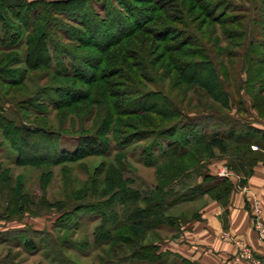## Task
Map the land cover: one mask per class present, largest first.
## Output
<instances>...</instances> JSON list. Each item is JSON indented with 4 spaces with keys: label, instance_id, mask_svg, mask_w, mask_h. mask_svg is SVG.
Instances as JSON below:
<instances>
[{
    "label": "trees",
    "instance_id": "16d2710c",
    "mask_svg": "<svg viewBox=\"0 0 264 264\" xmlns=\"http://www.w3.org/2000/svg\"><path fill=\"white\" fill-rule=\"evenodd\" d=\"M236 1L0 0V26L4 30L7 29L6 36L3 30L0 32L2 34L0 52L18 50L22 45L23 60L15 58L12 63L16 65L24 63L27 69L31 70L44 66L52 73L53 81L62 79L67 80L68 83L82 84L81 88L71 84H50L42 89L45 94L47 92L54 94L47 95L45 101L41 100L47 104L45 109L47 110L48 106L51 111L59 113V118H66L72 129L78 126V129L76 127L72 133L64 131L67 127L61 121L59 124L61 131H57L58 133L35 124L18 123L16 118L10 119L6 116V111L24 119L28 108L23 109V106L11 103L10 107L5 109L0 103V134L5 142L17 144L16 140H21V135L28 133L46 136L56 133L60 135L77 133L76 135L83 141L72 153L62 150L56 154L37 151L36 153L39 154L34 158H22L18 154L15 164L22 167L29 166L39 171L42 167L80 164L83 160L96 156L108 158L113 153L125 152L132 143L143 142L148 135L163 139L171 138L165 141L164 148L160 147L157 139L148 142L147 147L143 149V153L147 155L148 165L156 164L153 151L160 152L162 156L170 154L177 156L178 153H170V149L179 146V139L195 136L193 132L180 134L178 131L180 121L174 122L170 127L150 126L148 116L165 121L169 118L176 119L182 116L181 109H178L173 102H167L170 111L160 109L154 100L149 99L150 96H160L163 86L158 85L159 89L154 88L157 90L153 93L138 88L156 85L157 81L153 82L154 77L160 79L167 77L173 82V86L177 83L196 85L211 92L210 95H221L219 98H224L227 103L229 99L222 91V87L223 82L229 77L228 73L218 70L210 58L212 54L217 59L232 53L229 49L217 48L223 40L233 47L241 44L237 42L242 38L245 45L242 52L243 59L246 58L251 64L258 59L257 65H250L246 69L244 83L248 85L255 81L264 82V0H239L237 3ZM71 2L73 3L70 5ZM86 2L97 6L96 12L92 7L90 8L87 17L83 11ZM248 4L252 11L244 8ZM61 8L70 12L71 15L62 14L66 17L65 20L72 23L71 25L62 23L54 16L59 14L58 10H62ZM74 11H79L81 20L73 16ZM250 12V16L247 17ZM260 24L263 26L259 36L263 38L258 39L254 36L255 31L250 33V27ZM228 26H233V29H229ZM50 31L55 35H51ZM97 35L99 37L95 38ZM79 49L86 50V53H80ZM107 62L112 63L113 67L104 69ZM0 73L3 74L1 70ZM21 73L23 75L21 79L6 78L2 81L14 86L20 84L26 75ZM175 74L176 77L173 78ZM113 77L127 81L130 85L124 87L112 83L113 81L110 80ZM85 87L88 89H84ZM112 87L120 89L112 90L110 89ZM133 94L136 97L130 100L120 99L121 96ZM93 95L98 97L92 99ZM38 96L39 94L31 103L32 115L35 116L45 110L40 111L38 107H32L38 102ZM101 105L105 108L101 112V124L94 133H89V127L86 126L90 123L95 124L99 119L98 108ZM259 115L264 116L262 111H259ZM120 117L139 118L138 126L145 124L151 129L125 125ZM75 119L78 122H75ZM258 121L262 123L261 120ZM116 124L131 130L130 134L121 137L120 131L115 127ZM236 127L239 131H230L228 138L232 136L244 141L245 145H249L254 134L258 133L257 129L241 131L242 126ZM259 134L262 135L261 140H263L264 131ZM131 138L134 139L129 142ZM222 139V136H213L208 143L222 150L224 148ZM148 149L151 151L147 152ZM7 174L0 161V205L3 200L2 186L7 180ZM47 178L45 183H39L43 191L50 183V175ZM158 190L157 187L156 191ZM14 192L15 194L7 201L6 210L15 209L19 212L22 211L23 205L27 204L24 202L26 195L20 194V190ZM101 193L107 196V200L82 202L90 196ZM168 194L169 192L164 193V195ZM71 196H74L73 202L65 203L55 210L61 211L72 207L67 212L73 213L74 216L81 211L89 210L92 214L91 221L96 224L90 239L89 236L84 235V242L80 244L86 247H105L115 244L121 246L122 253L113 261L104 260V264H114V262L122 264L130 259L132 260L130 264L133 261L165 263L163 258L167 253L159 252V245L156 242L149 246H137L135 243L138 238L145 236V231L172 225L169 221L171 219H165L163 216L168 204L165 205L161 200L151 196L144 197L138 190L126 188L123 183H111L107 176L100 180L91 176L89 183L70 192L69 198ZM116 198L120 199L117 209L112 203ZM42 205L48 207V203ZM68 213L64 215L67 216ZM76 222L73 228L67 226L64 230L72 229L76 233L81 228V222L78 220ZM66 241L65 238H59V246L60 242ZM29 245L33 248L32 243ZM124 246L129 248L123 250Z\"/></svg>",
    "mask_w": 264,
    "mask_h": 264
},
{
    "label": "rangeland",
    "instance_id": "374dc122",
    "mask_svg": "<svg viewBox=\"0 0 264 264\" xmlns=\"http://www.w3.org/2000/svg\"><path fill=\"white\" fill-rule=\"evenodd\" d=\"M91 7L96 12L97 6L94 3L86 2L83 8L86 17L89 15ZM244 8H249V11H252L249 4ZM61 9L58 10L59 14L54 16L58 17L62 23L71 25L72 23L65 20L66 17L62 14L71 15L69 14L70 12L63 10V8ZM73 13L74 17L81 20V16L78 14L79 11H74ZM250 14L251 12L248 13L247 17ZM10 15L9 17H11ZM262 26V24L256 25V27L251 25L250 33L255 31L256 35L254 36H257L258 39L263 38L259 36ZM228 27L233 29V26ZM2 30L5 33L7 29L4 30L0 26V32ZM207 32L205 31V33ZM49 33L55 35L52 31ZM4 35L6 36V33ZM98 37L97 35L95 38ZM135 38L137 37L135 36ZM11 42L13 43V41ZM237 43L241 44L232 47L223 40L217 48L229 49L232 53L227 57L224 55L223 57H217V59L212 54L210 58L218 70L228 73L229 77L223 82L222 87V91L227 94L229 99L227 103L224 98H219L221 95H210L211 92L196 85L177 83L173 86V82L167 77L163 79L154 77L153 82L156 80V85L138 88L153 93V91L159 89L157 88L158 85L163 86L160 96H150L149 99L154 100V103H157V107L160 109L170 111L167 102H173L178 109H181L180 114L182 116L176 119L169 118L165 121L161 118L148 116L150 126L164 128L172 126L176 121H180L178 127L180 134L193 132L195 136L178 138L179 146L170 149V153L177 152V156H170L171 154L162 156L160 152L153 151V158L156 164L148 165L146 163L147 155L143 153V149L148 142L150 143V141L157 139L160 147L163 146L164 148L165 141L171 138L163 139L162 137L157 138L149 135L145 137V135H141L145 137L143 142L132 143L125 152L113 153L111 157L96 156L87 158L80 164H69L52 168L42 167L39 171L29 166L16 165V156L20 154L22 158H34L39 154V152L36 153L37 151L54 152L56 154V152L59 153L62 150L72 153L80 146V143H83L79 136L76 135L77 133L57 134V131H61L60 121L67 127L64 131L69 133H72L76 127L78 129V126L76 125L72 129L66 118H59V113L51 111L48 106L47 110L45 109L47 105L43 103L45 97L47 95L53 96L54 94L51 92L45 94L42 89L50 84H71L75 85L76 88H81L82 84L68 83L67 80L62 79L53 81L52 73L44 66L31 70L27 69L24 63L17 65L12 63L15 58L23 60L24 46L22 47V45L18 50L0 52V70L3 73H0V96H2L0 103L5 109H8L11 103L21 105L23 109L28 108V112L24 114V119L8 111H6L5 115L10 117V119L12 117L16 118L17 122L21 124H35L57 132L50 136L23 134L21 135V140H16L17 144L5 142L0 134V161L3 169L5 168L8 173L6 175L7 180L3 182L5 184L2 186L4 201L2 200L0 205V264H104V260H115L122 253L121 246L119 245L120 247H118V244L105 247H86L80 244L84 242V235L89 236L90 239L91 232L96 225L91 221L92 214L89 210L81 211L77 216L67 212L72 207L61 211L55 210L58 207L61 208L65 203L73 202L74 196L69 198V193L83 187L85 183H89L91 176L98 180L107 176L111 183H123L126 188L138 190L144 197L151 196L154 199L161 200L165 205L168 204L163 216L165 219H171L169 221H171L172 225H165L157 230L145 231V236L141 239L138 238L137 243H135L137 246H149L156 242L159 248L160 245H167L169 241L179 236L182 228L186 227L188 222L199 218V211L205 205V200L198 202L194 200L197 197L190 199L195 194L200 195L201 187L198 190H188L186 189L187 186L195 183H246L251 176L252 167L257 164L264 165V139L261 140L262 135L259 134L264 131V116L261 117L259 115V111L264 114V82L255 81L245 85L246 69L250 65H257L258 59H255L252 64L246 58L243 59L242 52L245 46L243 38L242 40L238 39ZM78 51L86 53V50L83 49ZM107 67L111 68L113 64L107 62L104 69H107ZM21 72L26 75L20 84L14 86L5 84L2 81L6 78L21 79L23 76ZM174 77H176V74L173 75ZM110 81L124 85V87L130 85L127 81H122L118 77H113ZM119 87L110 89H120ZM84 89H88V87ZM37 94H39L38 102H35L32 107L36 106L40 111L45 109V113L42 112L35 116L34 114L32 115L31 103L34 102L32 100ZM97 97V95H93L92 99ZM134 97L136 95L133 94L121 96L120 99L130 100ZM5 101L7 102L4 103ZM98 109H100L99 119L95 124L91 125L90 123L86 126L89 127V133H94L101 124V112L105 108L101 105ZM119 119H122L125 125L142 129L150 128L145 124L138 126L137 121L139 118L120 117ZM258 120H261L262 123ZM75 122H78V120L75 119ZM236 126H242L241 131L257 129L258 133L254 134L253 140L251 139L249 145H245L244 141L235 139L232 136L228 138L231 134L230 131H239ZM115 127L120 131L121 137L131 132L125 126L116 124ZM141 136L139 135V137ZM213 136L223 137L224 148L222 150L214 148L208 143ZM133 139L131 138L129 142H132ZM252 147H257L258 150H253ZM150 151L151 149H148L147 152ZM49 175L50 183L46 190L43 191L39 183H45ZM157 187L159 192L156 191ZM16 190H20V194L26 195L24 202L27 204L23 205L22 211L19 212L15 209L12 211L6 210L7 201L9 197L15 194L14 191ZM221 190V186L216 187L210 197L218 198L221 195L219 191L222 193ZM165 192H169V194L164 195ZM104 200H107V196L105 197V194L101 193L97 196H90L89 199L87 198V200L82 202L90 203L91 201ZM119 200L116 198L112 202L115 209L120 203ZM42 203H48V207L43 206ZM66 213H68L67 216L64 215ZM77 220L81 222L80 230L76 233L72 229L64 230V227L67 226L73 228ZM59 238H65L67 241L60 242L61 245L59 246ZM29 243L33 244L34 249L30 247ZM127 248L129 247L124 246L122 249L126 250ZM100 259H102L101 262L103 263L100 262ZM163 259L165 263H137L133 261L131 264H185L182 259L170 254H167ZM130 261L132 260H127L122 264H130ZM114 264L117 263L114 262Z\"/></svg>",
    "mask_w": 264,
    "mask_h": 264
},
{
    "label": "crops",
    "instance_id": "0c3cea01",
    "mask_svg": "<svg viewBox=\"0 0 264 264\" xmlns=\"http://www.w3.org/2000/svg\"><path fill=\"white\" fill-rule=\"evenodd\" d=\"M251 170L246 183L187 186L188 190L201 187L200 195L190 199L205 200V205L199 211V218L188 222L169 244L160 245L159 252L177 256L186 264H254L235 258L240 246H247L253 259L264 264V243L251 224L254 199L260 203L264 223V165L257 164ZM218 186L222 188L221 195L210 197Z\"/></svg>",
    "mask_w": 264,
    "mask_h": 264
},
{
    "label": "built area",
    "instance_id": "2783aa9c",
    "mask_svg": "<svg viewBox=\"0 0 264 264\" xmlns=\"http://www.w3.org/2000/svg\"><path fill=\"white\" fill-rule=\"evenodd\" d=\"M253 150H258L257 147H252ZM251 224L259 239L264 243V223L261 217V207L260 203L254 199L252 203V216H251ZM236 260H245L251 261L254 264H261L253 259L252 251L247 246H240L239 252L235 256Z\"/></svg>",
    "mask_w": 264,
    "mask_h": 264
}]
</instances>
